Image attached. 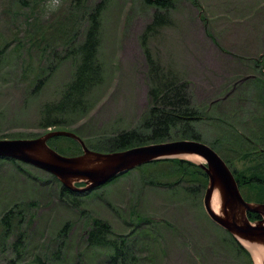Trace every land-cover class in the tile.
<instances>
[{"label":"rangeland","instance_id":"rangeland-1","mask_svg":"<svg viewBox=\"0 0 264 264\" xmlns=\"http://www.w3.org/2000/svg\"><path fill=\"white\" fill-rule=\"evenodd\" d=\"M99 1L88 0V8ZM69 7L70 0H0V137L33 139L51 130L39 125L42 108L60 100L74 72L70 60H53L66 51L68 37L62 31L65 25L66 33L80 29V42L87 27L79 17L70 20ZM155 13L143 0L111 1L102 21V85L86 116L73 118L62 130L97 142L140 126L150 108L149 65L141 36ZM167 15L170 24L148 41L151 55L165 73L189 83L200 112V142H229L236 160L230 164L243 170L256 155L240 158L242 139L254 141L247 149L262 146L264 153V0H176ZM38 71L45 85L36 92L31 81ZM54 145L63 156L75 154L68 153L73 145L66 140ZM0 160V264L16 258L13 243L23 234L19 264H38V259L41 264H98L99 251L85 252L86 232L96 219L111 226V239H125L136 264L149 263L152 244L157 258L152 264L248 262L220 242L221 230L227 233L206 214L205 192L193 204L190 190L185 191L193 184L155 186L163 182L164 172L169 180L179 181L182 172L176 165L152 162L87 194L62 198V184L52 174ZM15 206L24 211L23 221L15 222L6 236L1 221ZM137 216L155 223L137 226Z\"/></svg>","mask_w":264,"mask_h":264},{"label":"trees","instance_id":"trees-1","mask_svg":"<svg viewBox=\"0 0 264 264\" xmlns=\"http://www.w3.org/2000/svg\"><path fill=\"white\" fill-rule=\"evenodd\" d=\"M88 0H70V16L71 21L74 17H79L80 20L86 21L87 27L82 34L83 38L79 42V32L72 28V32L66 33L68 25H65L62 31L63 35L68 37L66 43V51L63 56L55 54L53 60L68 61L70 60L73 66V76L70 82L64 87L60 93V100L52 104H45L42 108V114L39 125L43 129L62 130L67 128L73 122V118H82L86 116L89 110L91 99L96 90L103 82V63L99 57V50L103 36V16L108 9L112 0H100L92 8L87 6ZM148 7L156 8V13L153 17V22L149 24L141 36V42L144 46V52L149 65V100L150 108L143 117L142 123L136 129L122 131L117 135L111 137H102V139L95 141H87L77 131H72L79 135L85 142L86 146L98 152H120L137 146L157 144L163 142L177 141V140H196L201 141V134L197 128L199 122L200 112L194 107L192 93L189 90V83L186 81H179L177 77L172 75L169 71H163L159 63L153 58L148 47V41L161 28L168 26L171 22L168 13L175 7L176 0H143ZM196 6L198 4H195ZM69 24V23H67ZM261 65L258 64L257 67ZM49 71L54 68L50 66ZM24 74L27 70L23 71ZM35 84V91L38 92L45 85L42 75L38 71L37 76L32 78L31 84ZM34 92V91H33ZM240 133V132H239ZM241 135V134H240ZM0 139H6L0 137ZM13 139V138H12ZM66 140L70 142L71 146L68 153H75L70 156H78L83 153L80 144L66 137H57L49 141V146L55 149L58 153L61 149L54 145L56 141ZM264 139L262 144H264ZM229 143V142H228ZM224 145L218 139L210 141L206 145L212 149L219 151L221 157L227 163L229 168L235 175V179L239 185L241 193L248 202H261L264 199V163H260L264 157L261 147L251 148L255 145L254 141L242 139V149L244 152L240 153V158H245L247 161L252 155H256V160L250 158V166L243 170L236 169L234 164H230L235 158L232 153H235L229 144ZM54 145V146H52ZM254 147V146H253ZM218 148V149H217ZM61 154V153H60ZM238 159V158H236ZM3 162L0 160V164ZM16 164L15 161H12ZM155 162H165L166 164L176 165L182 172L179 181H171L167 178L164 172L163 182H158L156 187H163L166 189H173L180 186L182 182L191 185L190 197L192 200L200 202V197L208 185V177L206 173L195 163L181 159H166ZM153 162V163H155ZM21 170V169H20ZM22 171V170H21ZM150 183V182H149ZM152 184V183H150ZM78 184L77 186H83ZM188 193V192H187ZM61 197H77L81 194L73 193L61 185ZM75 201V200H73ZM197 202V203H198ZM18 207L11 208L3 216L1 225L5 231V235L9 236L13 229L14 223L20 224L23 221V212L17 211ZM251 221H256L261 217L257 214H248ZM137 220L144 224H154L155 222L148 218L137 216ZM146 232L145 234L149 233ZM220 242L227 247V250H235L238 255H243L248 262L247 264H254L250 253L245 247L239 243L228 232L224 235L221 230ZM144 234V235H145ZM114 235L111 226L103 220L96 219L93 221L91 228L86 232L85 243L86 251H99L101 254V262L98 264H136V256L131 251V246L126 245L125 239L113 240L110 237ZM141 235V234H139ZM24 234L19 236L17 241L13 243L17 256L10 259L8 264H19L20 246ZM149 263L156 261L155 245H148ZM92 258H95L93 254ZM38 259L37 263L41 264ZM45 264V263H42ZM138 264V263H137Z\"/></svg>","mask_w":264,"mask_h":264},{"label":"water","instance_id":"water-1","mask_svg":"<svg viewBox=\"0 0 264 264\" xmlns=\"http://www.w3.org/2000/svg\"><path fill=\"white\" fill-rule=\"evenodd\" d=\"M57 137L77 141L83 153L78 156L61 155L48 144ZM185 156H197L204 161L193 163L208 177L203 201L208 217L237 239L249 253L243 242L264 247V201L245 200L227 163L210 146L200 141L177 140L104 153L89 149L79 135L67 130L49 131L33 139H0V159L14 160L46 171L66 189L77 194H87L122 174L155 161H191ZM216 192L221 202L218 213L212 207ZM248 214H257L261 218L251 221Z\"/></svg>","mask_w":264,"mask_h":264},{"label":"bare ground","instance_id":"bare-ground-1","mask_svg":"<svg viewBox=\"0 0 264 264\" xmlns=\"http://www.w3.org/2000/svg\"><path fill=\"white\" fill-rule=\"evenodd\" d=\"M186 157L188 159L189 158L195 159L193 157H197V156H185L184 158H186ZM196 161H202V159L198 157V158H196ZM220 205H221L220 198H219L218 193L216 192L214 194L213 200H212V207L215 210V212H217V213L219 212ZM243 244L250 250L252 255L254 254L256 262L258 264H264V247L257 246V245H251V244H248L246 242H243Z\"/></svg>","mask_w":264,"mask_h":264},{"label":"flooded vegetation","instance_id":"flooded-vegetation-1","mask_svg":"<svg viewBox=\"0 0 264 264\" xmlns=\"http://www.w3.org/2000/svg\"><path fill=\"white\" fill-rule=\"evenodd\" d=\"M206 190V189H205Z\"/></svg>","mask_w":264,"mask_h":264}]
</instances>
